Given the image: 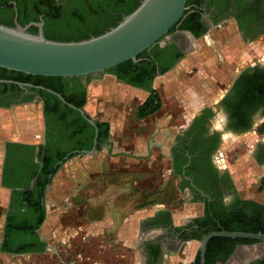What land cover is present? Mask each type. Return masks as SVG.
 Returning a JSON list of instances; mask_svg holds the SVG:
<instances>
[{
  "label": "flooded vegetation",
  "instance_id": "flooded-vegetation-1",
  "mask_svg": "<svg viewBox=\"0 0 264 264\" xmlns=\"http://www.w3.org/2000/svg\"><path fill=\"white\" fill-rule=\"evenodd\" d=\"M54 1H59L58 5H65L68 3L70 8H73L75 4L85 2V0ZM196 1L199 5H187L190 12L196 11L200 13L196 21L192 19V21L189 22L190 28L188 30L179 29L176 25L173 31L169 34L166 33L156 42L160 52H158L159 57L157 65L155 66L156 69L150 79V85L153 89V84L156 79L179 68L184 61L186 62L187 59H191L193 55L195 62L201 61L202 64L206 61L203 60L204 57H207V60H212L213 65H210L209 69L211 66L215 68L214 70H210L214 74L213 86L217 88L218 91L212 97H209L212 92L205 91V88L204 91L201 90L198 94H194L198 107L188 114L191 116H189L187 122L183 126L179 125L171 129V127L165 128L164 125L161 127L154 125L150 122L149 118L158 110L140 119L145 120V123L148 125V130L143 137V153L137 158L124 157L125 159L139 161L144 166L148 176H156L157 173H159L161 189L163 190L171 185L174 190L175 200H183L187 204L196 205L199 208L197 212L198 216L188 220L181 228L173 229L172 231L170 226L171 221H169L168 217L166 219L165 215L157 214L146 223L149 227L161 225L160 228L166 230L167 233H169L166 234L175 239L174 241L177 244H181L185 241H194L191 240L190 237L192 235L191 229H196L194 225L196 219L209 224V219L204 212L205 209L208 210L209 214H213L217 217L222 216L227 207L241 210L245 216L248 217L252 215V211L258 210L262 212L261 221L264 222V134L259 135L256 133L257 128L264 124V101L255 100L253 88L254 81L257 77H264V59H261L260 62L256 61L247 65H243V63L239 64L238 62L237 69L230 72L221 70V67L219 68L216 62L218 56L223 57L225 55L226 57H230L238 52V50L235 49L236 41L241 45H249L255 41L264 43V0ZM227 28L231 30L229 32V37H226L225 33L219 32L218 40H214L212 35L213 32H215L214 34H218L220 29L227 31ZM194 45L196 47L195 49H193ZM153 46L154 45L145 52L149 57L152 52H155ZM197 50H204V53L196 55L195 52ZM143 59L147 60L146 58ZM165 66L168 68L167 71L163 74H159L158 69ZM190 66L193 68V64H190ZM180 75L184 74L181 72L176 76H178L181 82H184ZM100 76L112 77L117 83L134 89V91L138 93L145 94L139 106L147 97V92L143 88L126 84L123 81H117L116 76L111 73L107 74L102 72L96 75H90L89 77L80 78V83L84 87V93L82 94L69 84L67 88H65V95L78 103L82 101V105L78 109H81L84 115H86L95 126L94 128L92 127L94 132L93 137L90 138L91 146L89 151H92L91 154L95 155H100L104 152L107 153V151H110V153L120 152L135 155L131 153L133 151L124 149L123 151L112 152V148L116 141L114 142V140H112L109 130L108 135L104 137L102 141H98L100 129H102L99 125L106 122L90 116L85 110V105L86 87L88 83L91 80L101 78ZM204 82L206 83V81ZM208 84L211 85V83ZM27 94H29L31 98L23 102L22 99ZM0 102L7 103V106H0V111L18 106L31 105L35 107L39 113L42 125L41 142H36L34 144L5 142L0 145V187L5 189L8 193L7 209L5 211L3 209L0 210V215L3 213L2 242L6 217L8 214L13 215L14 209L12 208L15 207V204H17L16 200H18V196L14 194V191L17 190L16 188H6L1 184L4 168L6 169L10 165H13L14 162H19L20 160L18 148H12L8 151L7 145L33 146V162H36L37 147L43 143L45 133L43 117L44 108L46 106L47 109H50L53 102L48 98L45 99L44 102V100L39 99L36 93L29 92L28 90L27 93H23L22 91L16 97H6L0 93ZM74 112L77 113L76 111ZM74 112L66 114V119L68 121L75 119ZM242 135L255 136L253 138V144L249 147L248 154L254 166L259 169V174L255 175L251 179L250 184L243 187L244 189H238L226 166L219 165L216 158L217 151L220 149L223 139ZM73 139L77 143L85 140L89 141V134L86 131L78 133ZM63 148V146L58 147V150L63 151ZM84 154L83 152L74 150L66 152L62 157L63 162L59 167L65 162L74 158H79ZM115 157H117V159L121 158V156ZM121 161L118 162L120 163ZM54 174L49 178V182L45 186L40 199V204L44 211V218L46 194ZM15 182L23 183V181H19L18 179L15 180ZM33 182L34 178L28 189L32 188ZM253 192L257 194H253ZM165 193V190L162 191L161 197L164 198L166 196ZM11 206L12 208H10ZM84 211L85 208L83 207L81 213ZM42 223L36 229L35 233L38 236V240L43 242L45 247L43 237L37 233ZM31 239V237H28L27 241L29 242ZM158 240L159 237L157 235L154 238L140 243L139 249L143 258V264H159L161 260V247H159ZM239 246L241 245H235L224 262L215 260L219 258V252L211 247L208 249L207 260L208 262L213 260L212 264H226L230 260V256ZM253 251L257 253L255 249H253ZM38 253L40 252H28L23 254ZM61 255L60 257H64L66 254ZM67 256L68 254L66 257ZM263 256L264 254L262 257ZM56 257L58 258L59 254H57ZM262 257L259 258L256 254L251 255L250 258L242 260L243 262L238 261L239 258H236L231 261V264H257ZM77 264H84L83 259H79Z\"/></svg>",
  "mask_w": 264,
  "mask_h": 264
},
{
  "label": "trees",
  "instance_id": "trees-1",
  "mask_svg": "<svg viewBox=\"0 0 264 264\" xmlns=\"http://www.w3.org/2000/svg\"><path fill=\"white\" fill-rule=\"evenodd\" d=\"M140 1L85 0L84 3L75 4L73 8H70L68 3L58 5L59 1L55 2L54 0H0V24L6 26L13 25L11 3H14L16 22L20 26L29 22H37L41 16L43 20L42 31L46 39L60 42L79 41L87 39L90 36H97L108 28L115 26L121 20V17L134 10ZM190 4L199 5L196 0H186V6ZM199 14L196 11L190 12L188 9L176 24L177 27L188 30L190 28L189 22L192 19L196 21L199 18ZM175 26L171 27L167 31V34L173 31ZM28 32L35 34L36 30L31 27L28 29ZM153 49L155 52H152L150 57L146 55L145 50L136 56V59H140L138 62L132 63L131 61H127L104 71L107 74H114L117 81H123L126 84L143 88L147 92L146 99L136 109L135 117L137 119H142L154 113L160 107L159 96L150 85V79L156 69L155 66L159 57L158 52H160L156 43ZM167 69V66L158 69L159 74H163ZM0 80L48 89L58 94L67 104L74 108H80L82 105V101L78 103L65 95V88L69 84L75 87L80 94L84 93V87L80 83V78L37 77L0 69ZM253 88L255 100L264 101V77H257ZM27 90L36 93L39 99L44 100V102L45 99H50L53 104L50 109H47L46 106L44 108L45 133L43 143L37 147L36 162H33V146L7 145L8 151L12 148H18L20 158L19 162H14L13 165H10L6 169L4 168L1 181L3 187L16 188L17 190L14 191V194L18 196L15 207H10L14 209L13 215L8 214L6 217L0 245V251L7 254H23L41 252L43 250L44 243L38 240L35 231L44 219V211L40 204V199L45 186L48 184L49 178L57 171L59 165L62 164V157L66 152L74 150L85 153L90 150V138L93 137L94 132L93 128L77 113L62 105L54 96L34 88ZM21 92L22 90L14 85L0 84V93L6 97H16ZM30 98L31 96L27 94L23 97L22 101L26 102ZM0 106H7V103L0 102ZM73 112L75 119L68 121L66 114ZM99 126L102 129H100L98 141H102L108 135V125L107 123H101ZM85 131L89 134V141L75 142L73 138L78 133ZM256 133L259 135L264 134V124L257 128ZM62 146L64 150H58V147ZM33 178L32 188L28 189ZM17 179L23 181V183L15 182ZM204 212L209 219V224L196 219L194 221L196 229H191L192 235L190 239L196 242H199L207 233L219 230L264 234V222L261 221V211H252V215L249 217L245 216L241 210L232 207H227L224 214L220 217L209 214L207 209ZM165 217L167 219L168 216ZM28 237L32 238L29 242L27 241ZM253 243L255 241L248 239L212 238L206 245L204 264H212L213 262V260L210 262L207 260L208 249L211 247L219 252V258L215 260L224 262L235 245H249ZM192 264H199L198 252ZM257 264H264V256Z\"/></svg>",
  "mask_w": 264,
  "mask_h": 264
},
{
  "label": "rangeland",
  "instance_id": "rangeland-1",
  "mask_svg": "<svg viewBox=\"0 0 264 264\" xmlns=\"http://www.w3.org/2000/svg\"><path fill=\"white\" fill-rule=\"evenodd\" d=\"M230 31V28H227V31L220 29L218 34L213 32L212 35L214 40H218L219 32L225 33V36L229 37ZM235 49L239 53H244L243 65L256 61L260 62L261 59H264V43L262 42L255 41L249 45H241L236 41ZM191 57L193 63V55ZM211 63H213L212 60ZM202 65V63L194 61L192 68L184 61L179 68L164 74V76L154 81L153 86L156 88L161 103L158 111L149 118L150 122L159 127L162 125L165 128L171 127V129L179 125L183 126L189 116H191L187 115L189 112L188 104L191 103L189 95L191 92L198 94L199 91H204L205 88L206 91L212 92L209 97L217 93L218 89L213 86V72L209 69V65L205 67ZM235 69H237V66ZM181 72L184 74L180 76L184 81L182 83L185 85L181 89L173 90L169 87L170 82L174 81L176 75ZM100 77L101 79L105 78V76ZM208 83H211V85ZM144 97L145 94L125 87L114 90L111 88V82L107 80L102 81V83H96L91 80L88 83L85 110L90 116L107 123L112 140L116 141L112 152L123 151L124 149L133 151L131 153L137 156L142 155L143 137L148 130V125L145 120L137 119L135 112ZM22 108L18 106L17 108L0 111V115H11L10 112L16 115V120L13 121L8 118L5 124H0V129L7 128V133L5 132L7 135H3L1 138L14 140L15 137L8 131L15 127L20 131V141L41 142L42 125L38 111L35 108L34 112V107L31 105L24 109ZM33 115H36V121L33 119ZM254 137L253 135H242L230 137L229 139L225 138L217 151V163L226 166L238 189L248 186L251 179L259 174V169L254 166L248 154ZM122 158L124 157L120 158L121 161L117 157H110L105 152L100 155L84 154L80 157L82 161L88 159L99 161L100 175H96L99 185L92 191L91 184H89L85 189V195L92 198V193L94 192L93 195L101 199V207L103 208H101L99 213H96V215L98 214L97 217H101V220L106 218L105 213L111 209V204H108V197L111 193L109 184L116 180L119 182L126 181L129 184V186L127 184L122 185V188L126 191L127 197H130L131 205L134 207L139 206V202L144 206L163 203L171 208L179 209L181 215L197 214L199 208L196 205L187 204L183 200H175L174 190L171 185L163 190L161 189L159 173L156 176H148L144 166L139 161ZM118 161L121 162L119 163ZM57 188L59 189V187ZM57 188H55L54 199H51V205L55 204V202H63L61 194H65L67 191L64 188H60V192H62L60 193ZM164 190L166 191V196L163 198L161 197V192ZM55 199L56 201L54 202ZM89 201V198H84L86 209L83 213H81V209L76 211L75 208L70 210V212L61 211L60 208L53 212L45 211L44 221L37 233L43 237L45 231L51 227L68 226L72 233L69 239L64 242V249L58 248L51 253H44L43 249L38 254H8L0 260V264H77V260L79 261L81 258L84 264H138V253L135 247L127 248L120 246L118 243H111V235L108 234L103 236L100 243L97 241L98 237H91L92 215L91 210H89L91 208ZM71 207L73 208L74 206L72 205ZM56 243L60 245V242ZM250 253L251 255H258L254 251ZM57 254H59L58 258L56 257ZM61 254H68V256L60 257ZM77 255L81 257L79 258Z\"/></svg>",
  "mask_w": 264,
  "mask_h": 264
},
{
  "label": "water",
  "instance_id": "water-1",
  "mask_svg": "<svg viewBox=\"0 0 264 264\" xmlns=\"http://www.w3.org/2000/svg\"><path fill=\"white\" fill-rule=\"evenodd\" d=\"M11 5L13 25L0 24V69L47 78H83L102 73L127 61L136 63L140 60L136 59V56L154 45L189 9L186 0H141L134 10L122 16L115 26L101 34L79 41L60 42L44 37L41 16L37 22L20 26L16 22L14 3ZM31 27L35 28V34L28 32ZM0 84L14 85L23 93H27V89L32 88L47 92L66 107L76 111L89 126L95 127L81 109L67 104L51 90L7 80H0ZM91 153L92 151L85 152V154ZM107 154L111 157H138L120 152L110 153V151H107ZM253 194L257 193L253 192ZM215 237L255 241L253 244L237 247L226 264H231L236 258H239L238 261L250 258L252 249H258L259 258L264 254L262 233L211 231L197 242L199 264H204L206 245Z\"/></svg>",
  "mask_w": 264,
  "mask_h": 264
},
{
  "label": "crops",
  "instance_id": "crops-1",
  "mask_svg": "<svg viewBox=\"0 0 264 264\" xmlns=\"http://www.w3.org/2000/svg\"><path fill=\"white\" fill-rule=\"evenodd\" d=\"M195 48L196 47L194 45L193 49ZM203 53L204 50H197L195 52L196 55ZM243 54V52L239 53L238 51L233 55L231 54L232 56L230 57L233 58L226 57L225 55L223 57L218 56L216 61L218 63V67H221V70H227V72L234 70L238 65V62L239 64H244L243 61L245 57L243 56ZM203 60H206L202 65L204 67L206 65H209L211 62L209 59L207 60V57H204ZM194 61L192 63L191 59L186 60L189 65L194 64ZM198 63H201V61H198ZM210 65H212V63ZM210 69L214 70L215 68L214 66H211ZM104 80L110 81L111 88H113L114 90L116 88L120 89L121 87H125L129 90L134 91V89H130L120 83H117L112 77L109 76H105V78L102 79H94L96 83H102V81ZM170 83L171 84L169 85V87H171L173 90L181 89L182 86L185 85L181 82L178 76H176L174 81H171ZM153 89L156 91V88L154 86ZM194 94L195 93L192 92L189 94L191 103L188 104L189 112L187 113V115L190 114V112H193L198 107L197 100L195 99ZM25 107L27 106H21L22 109H24ZM33 111L35 112V107L33 108ZM10 114L11 115H0V124H5V121L8 120V118L13 121L16 120V115H14L15 113L10 112ZM33 119L36 121V115H33ZM5 132L7 133V128L0 129V145L5 142L18 144L36 143L34 141L32 142L27 140L20 141V131L15 127H13L11 131H8L12 136L15 137L14 140H5L1 138V136L7 135ZM99 170V161H96L94 159L82 161L80 157L69 160L61 165L55 172L52 181L48 186V192L46 194L45 201V211L47 210L49 212H53L58 208H60L61 211L66 212H70V210H73L74 208L76 211L80 209L82 210L83 207L86 209L84 198H89V202L91 203V208L89 210H91L92 215L91 237H98L97 241L99 243L101 242L105 234L111 235V243H118L120 246L127 248H130L131 246L135 247L138 253V264H143V258L139 249L140 243L154 238L158 235V243L159 247H161V260L159 264H192L198 249L197 242L185 241L181 244H177L174 241L175 239L167 235L169 233H167L166 230L160 228L161 225L149 227L146 223H148L157 214L165 215L168 216L169 221H171L170 226L172 231L173 229L181 228L188 220L198 215H181L179 213V209L177 210L171 208L170 206H167L163 203L153 204L152 206H144L139 202V206L134 207L131 205L130 197H127L126 191L122 188V185L127 184L129 186V184L126 183V181H123V183L116 180L115 182H111L109 184L111 193L108 197V204H111V209H109V211L105 213L106 218L101 220V217H97L98 214L96 215V213H99L101 211V208H103L101 207V199L94 196V192L92 193V198L85 195V189L89 184H91L92 191H94L95 187L99 185V182L96 180L98 179L96 178V175L99 174ZM57 187H59V189ZM55 188H57L59 192L60 188H64L67 191L65 192V194H61V200H63V202L56 203L55 199V204L53 203V205H51V199H54L56 194ZM7 205L8 193L5 189H2L0 187V210L3 209L5 211L7 209ZM72 205L74 206L73 208L71 207ZM94 216H96L97 218ZM2 229L3 213L0 215V233H2ZM77 229L79 230L78 227ZM71 233L72 230L68 226H59V228L51 227L49 230L45 231V234H43V240L45 241L44 253H51L53 250H56L58 248L64 249L63 244L69 239ZM56 242H60V245H58ZM63 251L66 252L65 250ZM252 251L253 249L251 250V252ZM6 255L8 254L0 251V260ZM77 257L80 258L79 255H77Z\"/></svg>",
  "mask_w": 264,
  "mask_h": 264
},
{
  "label": "bare ground",
  "instance_id": "bare-ground-1",
  "mask_svg": "<svg viewBox=\"0 0 264 264\" xmlns=\"http://www.w3.org/2000/svg\"><path fill=\"white\" fill-rule=\"evenodd\" d=\"M258 252V249H255ZM234 260V259H233ZM243 262V261H242ZM234 264V263H233Z\"/></svg>",
  "mask_w": 264,
  "mask_h": 264
}]
</instances>
